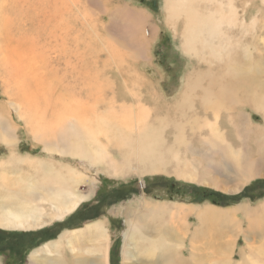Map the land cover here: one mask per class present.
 Returning <instances> with one entry per match:
<instances>
[{"label": "bare ground", "instance_id": "1", "mask_svg": "<svg viewBox=\"0 0 264 264\" xmlns=\"http://www.w3.org/2000/svg\"><path fill=\"white\" fill-rule=\"evenodd\" d=\"M93 1L0 0V36H4L0 37V82L6 87L5 90H9L7 87L10 90L13 88L15 95L11 96L12 94H10L11 98L6 103L7 105L5 104L8 106L6 110L8 113H10L9 111L16 113L34 142L41 144L43 151L48 155L55 153L77 159L84 158L92 166L101 165L105 173L115 177L123 175L126 170L138 177L146 173L148 175L163 174L165 160L160 147L164 142L159 136L158 128L148 125L146 108L137 106L134 112L136 114L128 107L116 110L113 105L114 97L106 101L105 96L107 90L113 91L112 87L108 82L99 81V72H101L99 66L104 68L103 70L107 68L114 46L120 50L125 48L128 39V37L124 38L125 35L130 37L131 34L133 36L139 34L140 36L136 37L138 42L145 39L144 33L142 34L140 31L142 19L138 17L134 26L123 20V22L114 21V27H112L116 30L117 38L111 39L110 37L109 39L106 35L107 37L102 39L97 35L98 31L93 22V20L96 22V19L92 20ZM163 1L168 23H174L181 17L184 19L183 49L186 53L194 51L196 42H200L206 48L210 43L216 42L219 48L226 50L223 61L218 58L220 55L211 54L215 60L222 62L223 80L226 83L220 86L214 99L207 96L201 100L203 112H209L214 121H209L208 117L212 116L205 113V116L199 118L201 114L199 109L195 111L196 118L190 124L193 132H198L196 136L201 137L202 144L210 149L209 160L202 166L205 175L202 173L201 179L203 180L205 177L209 181L207 185L216 190L228 193L238 192L243 185L256 178L264 177V171L259 169L256 160L247 159L248 152L243 144L234 149L224 142L219 133L221 112L227 105L225 103L227 99L231 107L250 106L251 109L262 115L264 121V60H262L264 49L256 48V50L249 44L241 42L242 38L240 39V37L237 38L236 47V44H232L227 38L226 31L228 28L231 31L237 29L240 31V36L248 34L254 41L264 38V0ZM200 2L213 3L211 13L205 14L206 5L203 9L200 7L199 11L197 5ZM127 13H131V11H127ZM116 15L118 16L117 13ZM112 16L114 17L115 14ZM32 18L35 19V25ZM247 19H249V23H247ZM52 21L55 23L52 24ZM75 21H79L86 32H92L89 38L91 39V44H89L90 61L84 63L82 59L83 66L73 62L75 64L71 65L69 71L74 75V80L70 83L65 80L67 76L65 77L64 74H62V78L57 77V68L55 71L51 61L56 56L50 57V54L53 53L50 45L51 41L54 46L55 44L62 46L69 44L71 42L69 39L71 33H68L69 27L73 22L76 23ZM147 24H149L148 21ZM153 25L155 24L152 23L151 26ZM51 29L57 30L56 32L60 30L61 33L53 34ZM44 33L52 39L49 40V37H45L41 44L40 39L38 40L40 36L37 34L45 36ZM84 33L82 34L84 35ZM68 34L67 38L70 42L65 44L64 36L66 37ZM203 35H205V39L201 38ZM261 36L263 37L260 38ZM234 37L235 35L232 34V38ZM96 41L97 46L95 45ZM239 47L240 50L236 49ZM141 48V43H138V52L135 50L137 55L142 54ZM120 50L114 51L116 59H121ZM78 51L77 53L81 50ZM101 52L104 53L105 58L99 65L97 60L102 54ZM236 54L238 55L237 60L234 58ZM67 64L66 62L65 65L67 66ZM122 76L126 83L124 75ZM123 85L126 91H129L128 85ZM187 100L185 99L183 103ZM101 109L104 110L101 111ZM227 115L231 117V114ZM5 118V115L0 114V142L12 151L16 144L15 128L9 126ZM230 120L236 128L237 138L241 141L243 138L241 120L236 119L237 122ZM176 131L173 147L168 153L176 161L177 176L186 182L193 181L195 172L189 170L185 163L181 162L178 153L173 154V151L181 145L188 147L183 125L181 124ZM100 137L104 138L105 143L99 141ZM106 145H112L117 149L121 155V162L109 156ZM11 160L27 164L28 168L34 170L36 174L35 180H30L29 177L22 175L23 169L18 170L13 167L14 173H17L16 177L6 178V171L0 175L1 229L29 231L49 227L55 222L66 220L90 199L81 195L77 190L82 179L80 173L68 169L69 176L65 177L39 159H36L38 162H33L34 160L28 162L27 159ZM132 165H137L138 168H132ZM221 170L227 177L233 179L232 181L238 182V186L233 185L228 188L219 185L213 174H218ZM231 179L224 177L225 182H232ZM138 205L145 209L147 214H138L139 212L135 214L133 212L136 210L127 209L125 213L127 227L123 233L125 246L131 245L133 251L138 253V264H147L141 258H146L145 255L153 256V253L161 255L160 262L156 261L157 264H171L169 258L177 255L184 245V237L190 230L188 219L192 214L199 224V229L194 231L191 237L190 257H196L194 253V250H197L194 245L196 237L209 236L211 238L214 236V244L207 243L208 245H204L202 248V252H204V255H201L202 258H208L211 251V254L215 255L213 259H218L219 256L223 264H239L240 260H245L244 264H264V198L254 206L242 203L224 208L212 205L181 204L177 201L152 203L144 198ZM239 216L245 220L244 230L238 226ZM165 217L169 223L161 232L154 234L145 231L144 221L159 222ZM106 223L108 222L98 218L88 221L81 229L62 232L55 242L56 244L48 243L40 250L32 251L27 264H66L63 256L59 253V246L62 249L63 244L74 257L73 264H109L111 236ZM224 224L234 227V230L242 236L244 247L242 246L243 248L241 247L239 250V254H241L238 261L234 262L232 259L235 243L225 240L228 237V229L221 231L217 228L218 225L225 226ZM214 230L216 231L214 232ZM85 231L94 235L97 242L93 248L82 251L83 253H79L81 254L79 255L75 252L77 247L74 244L83 238ZM170 233H172L174 241L173 238L170 241ZM220 239L228 243L220 242ZM259 240L262 242L259 243ZM200 244L203 246L202 242ZM183 248L180 251L181 254ZM95 254L97 260L88 258ZM121 254L123 264H131L130 260L134 256L130 257L129 251L125 250L123 246ZM245 254L248 258H244ZM1 261L0 259V264H3ZM148 264L156 263L149 262ZM177 264H189V261L183 256ZM217 264H219V259Z\"/></svg>", "mask_w": 264, "mask_h": 264}, {"label": "rangeland", "instance_id": "2", "mask_svg": "<svg viewBox=\"0 0 264 264\" xmlns=\"http://www.w3.org/2000/svg\"><path fill=\"white\" fill-rule=\"evenodd\" d=\"M204 5L207 7L205 14L211 13L213 3L200 2L197 7L198 9L200 7L203 9ZM92 9V20L96 19V22L95 20H93V22L98 31L97 35L102 39H105L107 36L109 39L110 37L111 39L117 38V36H115L117 35L115 32L116 30L113 29V23L124 21L134 26L138 17L142 19V28H140V31L142 34L144 33L145 39L142 42H138L136 41V37L140 36L139 34L135 36L131 34L130 37L125 35L124 38L128 37L125 48L120 50L117 46H114V51L120 50L121 59H116L113 51L109 65L105 70L99 66L105 58L104 53L101 52L102 54L99 55L97 60L98 63H100L98 65L99 71H101L99 72V81L108 82L110 87H112L113 91L107 90L109 92L106 91L105 96L106 101L114 97L113 105L116 110H120L121 107L125 109L128 107V109L134 113L137 106L146 108L148 125L158 128L159 136L164 142L160 147V151L165 160L164 173L150 175L146 173L138 177L136 174L126 170L123 175L115 177L105 173L101 165L92 166L87 160H84V158L77 159L55 153L51 155L46 154L45 151H43V146L34 142L28 131H26L27 128L24 127L23 121L16 113L14 111H9L10 113L7 112L6 107L8 106H6V103L11 96L14 95V89L11 87L12 90H10V88L7 87L10 91L5 90L6 87L0 82V114L5 115L7 124L15 128L14 135L16 138V144L12 151L9 150L8 146L0 142V175L3 171H6V178H14L17 173H14L13 167H16L18 170L23 169V176L29 177L30 180H35L36 172L34 170L28 168L27 164H20L11 159H27L28 162L31 160H34L33 162H38L36 159H39L42 160L45 165L50 166V168L53 167L54 171L63 174L65 177L69 176L67 174L68 169L80 173L82 179L77 186V190L81 195L90 198L77 209V212L67 217L66 220L55 222L49 227L29 231L0 228V259L3 264H27L28 257L32 251L40 250L41 247H44L48 243L56 244L55 242L62 232L81 229L88 221L98 218L108 222L106 224L111 236L109 264H123L121 254L122 246L125 250L127 249L129 251L130 257L132 255L134 256V258L130 260V263L138 264V253L133 251L131 245L125 246L123 242V233L127 227L125 216L127 209L136 210L133 212L135 214L138 212V214H147L146 210L138 205L143 198L152 203H171L177 201L181 204H194L197 206L212 205L220 208L242 203L254 206L264 198V177L250 181L243 185L240 191L235 193L216 190L207 185L209 181H207L205 177L203 180L201 179V174H204V168H202V166L203 163L209 160L208 154L210 149L205 144H202L201 137L196 136L198 132H193L190 123L196 118L195 111L199 109L201 111L199 118H202L205 114L211 115L209 112H203L201 100L207 96L214 99L218 94L220 86L226 83V81L223 80L222 62L215 60L211 54L216 53V55H220L218 58L223 61L226 50L219 48L216 42L210 43L207 48L203 47L200 42H196L194 51L191 50L189 53H186L183 49L184 19L181 17L174 23H168L166 20L167 11H164L163 0H94ZM126 10L131 11V13H127ZM114 14L115 16L113 17L112 15ZM162 16L165 17L163 18ZM146 20L149 24H147ZM247 20V23H249V19ZM32 22L36 24L34 18H32ZM53 22L54 21H52V24ZM75 22L76 23L73 22L69 27L70 31L68 33H71V38L69 34L66 35V37L64 36L65 39L69 36L72 43L68 38L66 39L67 42L63 38L65 44L70 43L65 46L61 44H55L54 46L53 41H51L50 45V49L53 51L50 57H57L51 60L52 66L55 67V71L57 68V77L62 78V74H64L65 77L67 76L65 80L70 81V83L74 80V75L69 71L71 65L77 63L83 66L84 63L90 61L89 44H91V39L89 38L92 32H86L79 21ZM152 23L155 25L151 26ZM54 30L51 29L53 34L57 31ZM239 32L240 31H237V29L231 31L230 28L226 31L227 38L232 44H236V47L237 38L240 37V39L242 38V41L240 40L241 42L249 44L254 49H264L263 36L260 37L262 39L254 41V39H250V35L246 34L240 36ZM56 33H61V31L58 30ZM82 33H84V35ZM232 34L235 35L234 38H232ZM2 35L4 34L2 33ZM37 35L40 36L38 40L40 39L39 41H41V44L44 42L45 37H49V35L47 36L45 33V36H41L40 34ZM0 37L3 38L4 36ZM201 38L205 39V35L201 36ZM48 39L50 40L52 38L49 37ZM82 40L84 43L86 41V43L84 44ZM136 42L141 43V55H137L138 43ZM72 44L73 46L71 47ZM86 44L88 46H85ZM95 45L97 46V41ZM78 49L81 51L79 52ZM236 49L240 50L241 48L239 47ZM76 50L79 53H77ZM135 50L137 52H135ZM62 55L65 56L63 57ZM234 58L237 60L238 55L236 54ZM262 60H264V56H262ZM74 61L75 63H73ZM66 62L68 63L67 66L65 65ZM69 75H71L72 78ZM122 75H124L126 83ZM123 84L128 85L130 92L126 91ZM10 94L12 95L10 96ZM185 99L188 100L183 103ZM225 103L227 105H225L224 110L221 112L222 119L219 133L224 142L234 149L243 144V147L248 152L247 159L256 160L257 166L263 172L264 121L262 115L254 111V109H251L250 106L237 105L231 107L227 99ZM229 108L233 109L230 110ZM103 110L104 109H101V111ZM227 114H231V117ZM235 118L241 120L243 129V138H241V141L237 138L236 128L230 120L232 119L237 122ZM208 119L211 122L214 121L213 116L208 117ZM181 124L184 127L185 137H187L185 141L188 147L181 145L173 151V154L178 153L181 162H184L189 170L195 172L194 180L187 182L177 176L176 161L168 153L173 147L174 137L177 134L176 129ZM99 141L105 143L104 138L100 137ZM106 147L111 158L116 159L118 162L122 161L121 155L116 148L112 145H106ZM132 168L137 169L138 166L132 165ZM213 177L218 181V184L223 187L229 188L233 185L238 186V182L232 181L233 179L227 177L222 170L219 171L218 174L214 173ZM224 177H226V179H231L233 183L225 182ZM46 207L48 209V206ZM238 220V226L244 230L245 220H243L241 216L238 217ZM188 222L190 223V230L184 237V245L182 246V248L184 247L183 253L181 254L180 252L182 251L181 248L177 252V255L173 254L174 256H172L171 259L169 258L172 262L171 264H177L178 260L180 261V258H183V256L187 258L189 264H217L218 259L219 264H223L219 256L218 259H213L215 255H212L211 251L208 257L209 259L206 257L202 258L204 255L202 248H204V245H208L207 243H209V245L214 244V236H211V238L209 236L205 238L196 237L194 239V245L197 249L194 250L196 257H190V251L192 249L191 237L194 231L199 229V224L195 220L193 214L189 216ZM144 223L147 233L156 234L165 229L169 221L165 217L159 222L146 220ZM224 225L225 226L218 225L217 228L221 231L228 229V237L225 240L235 243L232 259L234 262L238 261L240 260L239 256L241 254H239V250L243 246L242 236L239 235V232L234 230V227L232 228V226L228 224ZM215 231L216 230H214V232ZM87 232L88 231H85L83 238L74 244L77 247V250H75V252H77L76 254L83 253L82 251H88L95 246L97 240H95L94 235L92 236L91 233ZM169 236L170 241H172V238L174 241L172 233H170ZM221 241L223 240L220 239V242ZM201 242L203 246H201ZM258 242L261 243L262 240ZM63 246L62 249H60L59 246L60 255L63 256L66 264H73L74 257H72V254L64 244ZM82 248H84V250H81ZM153 254V256L145 255L147 259L142 257L141 260L145 261L147 264L149 262H155L157 264L156 261L160 262L161 255L156 253ZM88 258L97 260L96 254ZM244 258H248L247 254H245ZM244 261L245 260H240L239 264H244Z\"/></svg>", "mask_w": 264, "mask_h": 264}]
</instances>
